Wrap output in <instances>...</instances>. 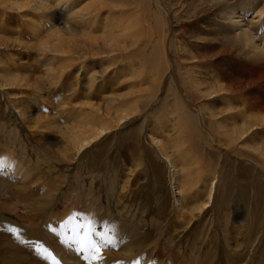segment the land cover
<instances>
[{
    "label": "bare ground",
    "instance_id": "1",
    "mask_svg": "<svg viewBox=\"0 0 264 264\" xmlns=\"http://www.w3.org/2000/svg\"><path fill=\"white\" fill-rule=\"evenodd\" d=\"M136 1L112 0L107 15L101 12L103 3L96 5L98 0H5L0 4L17 14L15 21L18 28L16 32L10 33L13 38L7 39L31 38L36 40L40 51H52L53 48L59 52L57 50L63 38L59 37L58 29L54 28L48 15L43 12L50 7L60 6L63 8L59 11L64 20L63 31L69 37L78 34L91 39L92 36L100 35L104 46L119 45L120 48V39L130 48L138 46V53L134 57L124 55L128 63L123 61L121 69H116L113 80L117 76L138 78L148 69L151 78H160L164 65L169 68L166 48L169 11H176L174 18L179 20L190 16V24L182 28H191L190 43L201 57L198 65L202 69L192 66L188 70L190 76L184 83L189 93L186 90L178 92L179 87L176 93L181 98L186 95L192 105L196 102V96L190 93L198 96L204 94L206 98L213 95L222 98L217 106H209L211 112L206 116L211 119L228 114L229 119L231 112H236V120L224 122L226 125L212 123L216 128L225 129L229 140L240 139L254 127H264V0H142L141 4H136ZM136 6V11H133L132 7ZM97 7L99 13L92 17L94 14L90 9ZM129 7L133 10H128ZM25 9L29 12L22 15ZM7 16L8 12L0 11V34L9 33L5 31ZM205 20L208 23H204ZM203 27L210 31H202ZM258 35L260 38L257 39ZM180 49L184 51L185 47ZM83 68L79 67V74ZM101 69L103 72L104 68ZM4 71L6 78L3 81H19L17 68ZM96 73L92 74L93 82ZM79 74L70 86L62 84L61 89H57L61 103L55 109L60 111L59 116L51 120L48 118L49 126H55L60 118L65 122L63 136L66 141L58 142L61 143L59 149L52 152L40 148L43 145H37L35 151L28 135L22 134L24 128L18 129L5 123V116L0 114V170L6 167L9 171L13 165V169L19 170L16 177L23 174L20 173L23 167L35 175H31V181L29 177L20 184L0 179V264H51V261L37 257L27 244L19 243L16 234L9 231L13 227L21 230L24 240L40 238L61 264H85L75 248L63 243V238L57 234L59 224L75 215L74 211H78L79 207L85 209V215H94V220L102 229L105 224L115 226L120 243L114 248L103 250L105 259L101 264H264L263 183L259 184L260 180L243 176L242 172L235 169V172L229 170L219 176L218 170L211 165L201 166L194 147L191 152L185 153L184 144L198 138L199 132L201 134L203 110L197 113L196 118L186 112L174 124L176 117L180 116L178 111L185 106L183 102H175L168 112L173 121L169 117L154 119L155 124L150 133L152 147H148L147 151L143 144V133L138 130L128 135L123 145L111 152V157L107 151L92 157V164L84 166L85 172L78 178L70 179L68 173L55 171L58 164L75 160L86 148L105 136L114 122L119 127L137 108L133 103L127 105L123 101L120 105L122 108L115 110L114 117L94 119L92 114L95 115V111L92 109L95 107L89 100L92 96L90 92L85 96L87 100L80 103L82 108L70 106L72 97L68 96L70 91H75ZM202 74H212L213 79L205 82ZM91 85L89 89L93 88ZM86 106L92 111L84 110ZM49 107H52V103ZM180 130L184 137L179 135ZM170 133H173V137L162 138ZM208 133L217 142L214 130L208 129ZM188 134L191 138H188ZM51 145L55 148L54 144ZM253 146L264 157V142ZM146 156L155 187L150 186L149 194L148 190H141L139 196L126 198L120 191L127 184L120 182L121 178H125V168H141ZM13 157L21 161V169L14 165ZM160 157L166 158L174 170L173 175L159 163ZM180 169L185 170V173H181ZM219 177L222 182L217 185ZM76 180L81 183L78 189L67 185L69 182L77 184ZM178 188V194L186 191L179 198L174 191ZM235 195L246 203L244 221L239 223L247 227L243 241L237 240L240 248L237 251H233L229 245V230L226 227L231 214H238L237 207H229ZM61 196L68 198L67 205H60ZM187 199L191 201L186 203ZM210 205L219 208L220 221L224 220L226 225L221 226V230L211 228L207 233L196 234L191 239L188 231L190 220L195 213L201 214ZM50 228H56L57 233L50 231Z\"/></svg>",
    "mask_w": 264,
    "mask_h": 264
},
{
    "label": "rangeland",
    "instance_id": "2",
    "mask_svg": "<svg viewBox=\"0 0 264 264\" xmlns=\"http://www.w3.org/2000/svg\"><path fill=\"white\" fill-rule=\"evenodd\" d=\"M4 1L5 0H0V2ZM98 1L99 2H96V5L97 3L104 4V8L100 7V9L102 8V14H109L108 12L109 8H111L112 0ZM137 1L136 4L142 3V0ZM189 1L192 2V0ZM176 4L178 5V1ZM61 7L62 6L59 8L50 7L49 10L43 12L48 15V19L53 23L54 28L58 29L59 37L63 38L62 45L58 48L59 50H57L59 52H55V49L53 48L52 51H40L37 47V43L35 44L36 40L28 37H26V39L8 40L7 38H13L10 33L15 31L16 27L18 28L15 21L17 14L12 10H6L5 8L8 7L4 6V4H0V11L8 12L5 31L9 32L7 34H0V37L2 38H0V114L5 116V123L11 124V126H15L18 129L19 127L24 128L22 134L28 135L35 151L37 145H43L40 148L47 150L50 149L52 152L55 149H59L61 143L58 142L60 140L66 141L63 136L66 127V125H64L65 122L63 123L61 118L59 119L60 122L56 121L55 126H49L48 122L55 116H59L60 111L57 108L55 109V107L61 103V99L58 98L57 89L60 90L62 84H68V86H70V83L75 81L74 77L79 74L77 70L80 66L84 68L79 74L78 85L75 86V91L73 92V89V94L71 91V94L69 93L68 97H72L70 106L74 108H82L80 103H83L85 99L87 100L85 96L90 92L93 97L91 96L89 100L95 107L92 109L95 111V115L92 114V117H95L94 119H110V117H114L115 110L122 108L121 103L123 101V103H127V105L133 103L138 109L136 108V112L134 111L129 119L122 121L119 127H116L118 125H115L116 122H114V125L105 136L86 148L79 157L75 158V160L70 159L66 160L63 164H58L57 168H55L56 172H66L68 173V178L71 176L70 179H73L74 177L78 178V176L85 172V170H83L84 166H87L88 163L92 164L93 158L96 155H101V152L103 153L107 151L108 154L110 153L108 156L111 157V152L120 145H123L128 135L137 132L138 130L143 133V144L147 151L151 146L150 133L155 124V122H153L154 119L169 117L170 120L173 121L168 114L170 107H173L175 102H183L185 104V106L183 105L184 111H178L180 116L176 117V120L173 122L174 124L186 112L196 118L198 116L197 113L200 110H203L202 123L200 120L201 134L199 132L197 136L198 138H193V141L184 144L185 153L191 152L194 147V149H196V155L200 163H202L201 166L204 165L206 167V165H211V167L218 170L219 176L220 174L223 176L225 171L230 170L235 172V170H239L242 172L243 176H251L252 179L260 180L259 184L263 183L264 185V157H262L253 146L256 143H259L260 145L264 142V127H254L240 139L229 140V137L226 136L228 132L223 128H216L212 123H216L217 126H222V124L226 125L224 122L236 120V112H231L230 116L232 118L229 117V119L228 114H226V116L225 114L222 116L217 115L213 118L211 117V119L208 117L209 112H211L209 106H217L219 100L222 98H218L215 95L206 98L204 97V94L199 95V97L195 93H190V95L196 96V102L194 103L197 106L196 108L194 104H191L190 99L185 94L183 95H185L188 100L183 96L181 98V96L176 93L178 87V92H180V90L182 92L183 90L187 91V88H185L187 86H185L184 83L190 76L188 70L191 69L192 66L195 65L194 69H202V66L198 65L201 57L195 53L196 48L190 43L192 41L190 40L191 28L188 27L185 30L182 28L183 25L190 24L188 23L189 20H191L190 16H185V19L179 20V18H174L177 14L176 11H169V34L166 41L169 68L164 65L162 71L163 74L161 73L162 75L160 78H151L150 70L148 69L147 71L145 70V73L142 76H140L141 78L138 77L139 79L137 77L122 78L121 76H117V80H113L116 69H121L123 66V61H125L126 58L124 55L128 54L132 55L131 57H134V55L138 53V46L130 48L129 44L125 45L121 39V42H119L120 48L119 45L117 47L104 46L102 45L104 42L103 37H100V35L99 37L98 35L92 36V38H98L96 40L92 38L88 39L87 36L83 38L78 34H73L74 36L71 35L69 37V35L63 31L64 20L61 18L59 12L63 10ZM132 8L129 7L128 10L136 11L135 9H137V6ZM97 9H99V7L93 8L92 10L90 9V12L94 14H91L92 17L98 15L99 11L97 12ZM23 12L22 15H25L29 10L25 9ZM88 19L89 18H87V20ZM174 21L178 22V24ZM204 23H208V21L205 20ZM217 28L219 29V26H217ZM201 30L204 31L206 28L203 27ZM206 31L210 30L207 29ZM15 36L16 35H14V37ZM256 38L258 39L260 36L258 35ZM262 42L263 41L258 42V44ZM179 46H182L180 48H183L184 46L185 50L182 51L180 48L178 49ZM16 68L19 73V81L17 83H13L12 79L3 81L4 78H6L4 70L9 69L14 71ZM101 68H104L103 72ZM95 72L97 73L94 74L95 81L93 82V78L91 79V77ZM202 75V80L205 82H209L213 79L212 74ZM74 84H76V82H74ZM90 85L93 87L92 89H89ZM187 93H189V91H187ZM60 94L62 95V93ZM66 94H64V97ZM197 97L199 98L197 99ZM50 103H52V107H49ZM83 108L87 112L92 111L91 108L87 106ZM107 108L108 112L106 111ZM207 114L208 116H206ZM48 118H50V120H48ZM208 129L214 130L217 142H214V140L209 137ZM179 135L183 136L181 130ZM169 136L173 137V133L165 134L162 138H167ZM174 137H177V135H174ZM48 138L51 139L49 140ZM188 138H191L189 134ZM261 140L263 142H261ZM51 144H54L55 148ZM165 144H167L166 141ZM170 151L171 150L169 149L168 152ZM5 156L7 157V155ZM147 159L148 156L145 157V163L139 169L125 168V178H121L120 182L122 181V184L127 182V188H122L123 190L120 189V191H122L121 193L124 196H127L126 198L139 196L141 190H148L147 194H149L151 193L150 186L153 185V188L155 187ZM12 161L14 162V165L19 168L20 160H18L17 157H15V159L13 157ZM159 163L166 166L168 172L173 175L172 173L174 170L171 165L168 164L165 157H160ZM12 169H10V167L9 171H7L8 168L6 167L1 169L0 179L20 184L21 182L25 183L24 179L28 180L31 175L35 177L34 173L30 174L31 172L27 171V167H23V171L20 170V173H23L22 175H24L26 172L28 177L26 174L24 176L21 175L20 177L18 174L16 177L15 175H17L19 170ZM163 170L165 171V168H163ZM184 171L185 170L180 169L181 173H185ZM29 180L31 181L32 177ZM76 181L77 184L76 182H73V184L69 182L70 184L67 185L78 189V186L79 184L81 185V183L80 180ZM217 182V185L221 184V177L218 178ZM32 187L34 188L33 185ZM174 191L175 195L177 193V198L186 193V191H183L181 194H178L179 188L174 189ZM234 197L235 198L229 207H237L238 214H231V219H229L230 222L228 221L229 224L226 227L230 231H228L229 245L233 251H237L240 249L237 246V240L242 242L247 235L246 225H240L239 223L241 220L244 221L246 203L238 195H235ZM59 200L60 205H67L69 202L68 198L64 196H61ZM190 201L191 199H187L186 203ZM177 205L179 206L180 204L178 203ZM219 211V208L215 205H210L201 214L195 213L190 220L188 228V231L191 233L190 238L193 239L196 234L207 233L211 228L213 230H221V226H225L226 224L224 223V220L220 221L221 218ZM74 212L75 214L85 215V209L82 207H79L78 211L76 210ZM91 217L93 219L95 218L94 215ZM187 217L190 218L189 215H187ZM98 228L100 231L103 230L100 225ZM193 242L196 241L194 240Z\"/></svg>",
    "mask_w": 264,
    "mask_h": 264
},
{
    "label": "snow or ice",
    "instance_id": "3",
    "mask_svg": "<svg viewBox=\"0 0 264 264\" xmlns=\"http://www.w3.org/2000/svg\"><path fill=\"white\" fill-rule=\"evenodd\" d=\"M98 222L91 216L75 214L69 216L59 224V231L56 228H50V231L57 233L63 238V243L69 247H74L81 256L85 264H101L104 261L103 250L110 247L114 248L120 243L117 238L115 226L104 225L102 231H98ZM9 231L16 234V238L21 244H27L34 250L37 257L43 261H51V264H61L50 247L40 239L24 240L21 238V230L13 227Z\"/></svg>",
    "mask_w": 264,
    "mask_h": 264
}]
</instances>
